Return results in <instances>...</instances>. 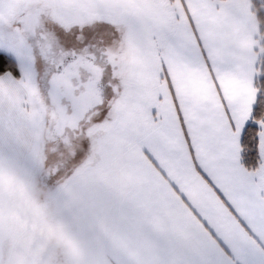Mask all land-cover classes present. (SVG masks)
Masks as SVG:
<instances>
[{"label": "snow or ice", "instance_id": "obj_1", "mask_svg": "<svg viewBox=\"0 0 264 264\" xmlns=\"http://www.w3.org/2000/svg\"><path fill=\"white\" fill-rule=\"evenodd\" d=\"M36 183L139 264H264V0H0V264Z\"/></svg>", "mask_w": 264, "mask_h": 264}, {"label": "rangeland", "instance_id": "obj_2", "mask_svg": "<svg viewBox=\"0 0 264 264\" xmlns=\"http://www.w3.org/2000/svg\"><path fill=\"white\" fill-rule=\"evenodd\" d=\"M47 205V191L43 185L36 183L30 190V203L17 206L16 222L20 229L16 235V244L21 264H27L22 252L24 255L28 252V264H35L39 260L41 262L43 257L44 264H111L104 252L105 235L107 230L109 234L110 226L102 218L80 226L70 221L63 209L56 211ZM35 208L46 209L51 231L38 229L39 226L33 227ZM27 240H32L31 252L30 243H27L28 251L20 250V245H24ZM29 253H32V259Z\"/></svg>", "mask_w": 264, "mask_h": 264}, {"label": "crops", "instance_id": "obj_3", "mask_svg": "<svg viewBox=\"0 0 264 264\" xmlns=\"http://www.w3.org/2000/svg\"><path fill=\"white\" fill-rule=\"evenodd\" d=\"M19 206L20 205H18V207ZM55 210L57 211V209H55ZM17 211H18V209H17ZM39 228L40 227H38V229ZM105 236H106V241L104 244V252L107 256V259L111 262V264H116V259L113 255V248H115V247H118L120 249V251H121L123 257L125 258L127 264H139V262L142 259V254H141V249L137 245H135L131 241H120V240H118L116 238L115 234L113 233L111 227H109V234H108V230H107V234ZM27 243H30V252H31L32 251L31 250L32 240L31 241L27 240L23 243L24 245H22V246L20 245V250L24 249V250L28 251ZM36 248H38V247H36ZM52 250L53 249H51V252H52ZM43 251H44V249L42 250V252ZM26 255L28 256V252H26L25 255H24V252H22V256L25 257L26 262L28 264L29 260H28ZM29 256L32 259V253H29ZM44 259L45 258L43 257L41 260L44 261ZM30 264H32V263L30 262ZM35 264H41L40 260L38 262H36Z\"/></svg>", "mask_w": 264, "mask_h": 264}]
</instances>
